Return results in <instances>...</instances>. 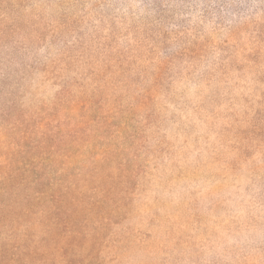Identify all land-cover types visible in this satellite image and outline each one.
<instances>
[{"label": "rangeland", "instance_id": "1", "mask_svg": "<svg viewBox=\"0 0 264 264\" xmlns=\"http://www.w3.org/2000/svg\"><path fill=\"white\" fill-rule=\"evenodd\" d=\"M0 264H264V0H0Z\"/></svg>", "mask_w": 264, "mask_h": 264}]
</instances>
